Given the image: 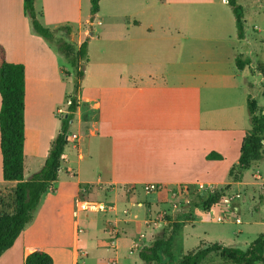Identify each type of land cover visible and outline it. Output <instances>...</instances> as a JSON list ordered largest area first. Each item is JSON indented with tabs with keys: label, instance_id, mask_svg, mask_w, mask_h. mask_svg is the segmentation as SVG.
I'll return each instance as SVG.
<instances>
[{
	"label": "crops",
	"instance_id": "0c3cea01",
	"mask_svg": "<svg viewBox=\"0 0 264 264\" xmlns=\"http://www.w3.org/2000/svg\"><path fill=\"white\" fill-rule=\"evenodd\" d=\"M238 3L244 10L242 38L227 0H100L94 15L91 0H35L45 26L56 29L70 25L68 37L77 45L88 39L83 80L93 76V69L98 75L80 88L69 131L75 124L72 134L79 137L66 146L54 189L42 196L33 220L1 255L0 264H25L26 256L35 250L48 252L54 264H85L83 258L90 252L81 237V211H105V203L96 200L108 196L105 201L115 220L114 225L106 220V230L117 241L122 240V229L130 226L132 219L120 214L118 203L134 200L138 185L144 189L150 183L163 185L164 189L157 191L161 204L173 197L170 187L187 186V195L174 198V213L182 209L190 215L200 206L195 204L198 183L244 191L254 201L247 210L256 213L257 201H264V180L257 169L264 164V157L251 167V178L246 171L236 181L229 172L238 162L244 136L251 128L240 77L250 84L251 73L264 81L259 68L264 66V28L260 25L264 0ZM95 23L100 26V45L94 60V31L87 26ZM159 49L177 52L178 57L155 60L154 52ZM2 57L25 65L24 175L29 179L27 171L31 176L42 168L60 130L55 109L64 99L59 90L64 69L55 47L33 33L24 0H0ZM237 59L240 64L248 62L243 70ZM120 64L127 66L126 73H116ZM249 95L257 100L251 92ZM1 105L0 94V110ZM259 105L264 107V103ZM67 108L68 103L65 111ZM45 116L46 123L32 121H42ZM211 153L222 157L209 158ZM13 185L10 182L8 186ZM161 194L166 201H161ZM180 198L189 202L185 200L180 206ZM81 203L91 207L81 209ZM96 203L99 208L92 206ZM141 203L139 200L138 205ZM154 223L151 238L162 225L161 220ZM144 238L141 235L129 246L138 257L139 250L150 245L151 239Z\"/></svg>",
	"mask_w": 264,
	"mask_h": 264
},
{
	"label": "trees",
	"instance_id": "16d2710c",
	"mask_svg": "<svg viewBox=\"0 0 264 264\" xmlns=\"http://www.w3.org/2000/svg\"><path fill=\"white\" fill-rule=\"evenodd\" d=\"M99 1L91 0V13L99 11ZM236 18V26L240 38L244 37V10L238 0H227ZM24 11L29 17L33 33L42 36L55 47L65 63L75 70L77 82L75 95L68 99L67 113L62 116L58 135L52 142L49 154L40 170L25 178V96L26 75L25 65L9 62L0 58V94L2 105L0 110L1 151L3 156V178L14 183L13 186L0 190V257L11 248L25 227L33 220L35 211L42 196L54 189L62 165V155L68 145L67 135L71 121L78 107L80 81L85 76L88 62V39L77 45L58 35L63 32L72 33L70 25L52 29L45 26L35 8V0H24ZM237 64L243 70L246 61ZM264 73V66H259ZM65 73H69L64 69ZM251 128L246 132L240 157L230 169L234 180H241L251 167L264 157V107L259 105L251 95L247 101ZM217 153L209 154V158H221ZM227 188V187H226ZM210 193L207 197L196 196V205L205 210L220 204L224 200V190ZM181 223L173 221L164 228L163 233L156 237L150 245L139 250V257L144 264H170L174 261L172 241L181 228ZM169 256L164 261L163 255ZM177 264H264V233L260 234L247 248L226 246L220 242L207 243L202 241L197 247L186 253ZM25 264H54L53 257L46 251L35 250L28 254Z\"/></svg>",
	"mask_w": 264,
	"mask_h": 264
},
{
	"label": "rangeland",
	"instance_id": "374dc122",
	"mask_svg": "<svg viewBox=\"0 0 264 264\" xmlns=\"http://www.w3.org/2000/svg\"><path fill=\"white\" fill-rule=\"evenodd\" d=\"M97 22V20H95ZM94 31V39L93 43L91 45V54L94 60L96 59V56L99 54L98 48H99V30L100 26L95 23L94 25L88 24ZM159 25V24H157ZM192 25V24H190ZM260 25L262 28H264V20L260 22ZM157 31H159V27L157 26L155 28ZM60 37L65 38L66 40H69V37L64 35L63 32H60ZM157 43V41H155ZM54 47V46H53ZM155 53V60H164V59H174L177 58L178 54L174 51H168V49H159L154 52ZM61 66L63 69L68 70V74L65 73V71L61 74V84L62 86L59 87V90L61 93H63V101L60 102L58 108H62L60 112H58V108L55 109V114L57 120L59 121V129L61 126V119L64 114L67 113L65 111L67 106V101L71 96L75 95V84L77 82V77L75 70L72 66L68 65L63 61V59H60ZM127 66L125 64L118 66L116 68V73H126ZM86 72V71H85ZM93 76L90 74L87 75L85 80H81V88L83 84H88L91 79H94L95 76L98 75V70L93 69ZM173 78V76H171ZM261 76L256 74H248V80L250 81V84H248L244 77H240L241 82L243 83V86L246 89L245 93V100L246 103L248 101V94L251 92L255 96H257L258 103H264V81H261ZM63 82V83H62ZM46 89V88H43ZM56 89L54 88V91ZM81 90V89H80ZM79 95V94H78ZM46 101V99H45ZM248 104V103H247ZM247 115H249L248 105H247ZM34 117V116H33ZM44 120V121H43ZM43 120L33 118V123L39 124L40 122L46 123L47 117H43ZM75 131V124L72 127L71 134ZM85 140L87 138L85 137ZM83 142V143H84ZM261 175L262 179L264 180V164H260V166L257 168ZM38 171V168L37 170ZM257 171V170H256ZM254 172V169L251 168L248 170V177L251 178V174ZM29 171H27L28 177L30 176ZM9 181H5L4 183L0 184V190L3 191V189L8 188ZM3 186V187H2ZM178 187V186H177ZM175 187H170L169 190L175 189ZM103 193V192H102ZM101 193V194H102ZM243 193V200H241V203L243 205V211L240 214V217L242 219L241 224H237L234 222H220L217 220V215L220 213V207L214 206L210 210H203L202 206L193 208L191 211V214H185V212L182 209H179L177 213H174L176 202L174 199L175 197H167L164 194H161V201H166L165 203L161 204L158 202V195L157 191H150L147 192L144 189V185H138L137 186V192L135 195L134 200L132 199L129 202L127 201H119L118 203V211L123 216H127L130 219H132V222L130 226L125 227L122 229L121 236L122 240L120 239L117 241L115 235H111L108 233L110 230H106V228L109 227L105 223L106 220H112L111 224L114 225L115 220V214L113 211L108 209V204L105 201V198H108V196H104L102 198H99L96 201H102L105 203V208H107L105 211L102 210H86L81 211L79 215V219L81 220V228L83 230L81 237L84 239V243L90 252V254L87 257L83 258V263L85 264H111L117 261L118 264H142L141 259L138 257L137 251L130 250V244L137 243L139 240V237L141 235H145V238L143 240H149V244H151L156 237L160 236L164 228L168 227L170 223L173 221L180 222L181 228L176 233V235L173 238L172 241V253L174 255V261H171L170 264H177L176 261L181 260V258L188 253L193 248L197 247L202 241L207 243H215L220 242L226 246H236L240 248H247L260 234L264 233V201H257V207L258 210L256 213L251 214L250 210H247V206L254 205V201L250 200L249 194ZM173 196V195H172ZM192 196V193H191ZM194 196L191 198L193 199ZM264 197V196H263ZM188 199V198H186ZM186 199H178L180 206L185 205ZM263 199V198H261ZM139 200H141V204L138 205ZM149 201L152 203V206H149L148 203L143 202ZM134 203V204H132ZM248 203H250L248 205ZM256 203V202H255ZM85 208L91 207L87 203H83ZM196 204V203H195ZM96 205L97 208H99L98 203L93 204L92 206ZM194 205V204H192ZM102 206H100L101 208ZM193 207V206H192ZM129 211V212H128ZM161 214V217L158 220L159 215ZM162 222V225L157 227L156 231H154V236L151 238V235L153 233V227L155 221ZM190 222H189V221ZM148 222V223H147ZM150 222V223H149ZM120 225V224H119ZM119 227V226H118ZM113 229V228H112ZM112 233V231L110 232ZM99 241V243H98ZM148 243V242H147ZM115 247L117 249H115ZM164 261H169V256L166 254L163 255Z\"/></svg>",
	"mask_w": 264,
	"mask_h": 264
},
{
	"label": "built area",
	"instance_id": "2783aa9c",
	"mask_svg": "<svg viewBox=\"0 0 264 264\" xmlns=\"http://www.w3.org/2000/svg\"><path fill=\"white\" fill-rule=\"evenodd\" d=\"M62 111V110H60ZM78 135L77 134H70L68 133L67 139L68 143L69 142H76L78 140ZM64 156L62 155V158ZM263 188H264V184ZM145 189L147 191H158V190H163L164 186L158 183H150L147 184ZM198 190V195H201L202 197H207L210 193L220 191L221 188L208 185L205 183H198L197 186ZM172 195L173 197H179V196H184L189 193V188L187 186L179 185L175 189H172ZM243 194L241 191H235L231 188H226L224 190V200L216 205L220 207V213L217 215V220L220 222H236V223H241L242 219L240 217V212L242 210L241 206V200H242ZM189 202V200H186ZM84 204H80L81 209H87ZM213 208V207H212Z\"/></svg>",
	"mask_w": 264,
	"mask_h": 264
}]
</instances>
